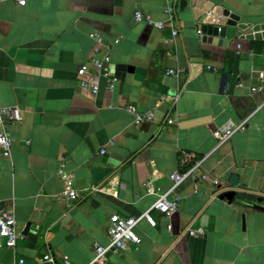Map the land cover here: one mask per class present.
Returning <instances> with one entry per match:
<instances>
[{
    "label": "crops",
    "instance_id": "obj_1",
    "mask_svg": "<svg viewBox=\"0 0 264 264\" xmlns=\"http://www.w3.org/2000/svg\"><path fill=\"white\" fill-rule=\"evenodd\" d=\"M211 1L264 24V0ZM180 2L173 20L165 8L175 0H0V107L23 114L6 126L11 155L0 149V205L19 233L13 249L0 236V264H40L47 250L58 264L65 255L90 263L115 216L149 210L157 189L172 186L170 173L190 168L185 151L203 164L176 188L179 209L150 210L157 224L140 221L141 242L109 253V264H264V30L247 38L227 26V45L208 43L191 0ZM138 9L165 27L137 22ZM107 50L119 81L94 95L81 86V66ZM165 94L180 95L171 113L172 100L157 105ZM128 104L153 110V120L137 123ZM228 125L241 128L220 144L214 131ZM61 166L80 192L70 206ZM233 175L234 198L216 195L213 179L231 190ZM189 225L206 232L181 236Z\"/></svg>",
    "mask_w": 264,
    "mask_h": 264
},
{
    "label": "built area",
    "instance_id": "obj_2",
    "mask_svg": "<svg viewBox=\"0 0 264 264\" xmlns=\"http://www.w3.org/2000/svg\"><path fill=\"white\" fill-rule=\"evenodd\" d=\"M18 5L26 6L30 1L34 0H15ZM189 1V0H187ZM178 0H175V3L168 5L165 8V12L170 16L171 19L175 20L176 9L175 5ZM135 20L137 22H146L150 25H153L159 29L165 27V22L161 20H155L151 15L143 13L141 10H136L134 14ZM177 30H173V34H177ZM198 32L202 34L199 29ZM95 37H99L98 33L92 34ZM115 43L120 42V38H116ZM240 48V45H239ZM99 48H96V52ZM81 72L84 74V78L81 80V86L90 90L92 94L96 95L102 87V83H105V87L109 90H113L118 81L119 77L112 69V56L110 50L104 52L101 56L93 57L91 62H85L81 66ZM178 71L174 68L168 70V73L175 74ZM242 83H240L241 85ZM263 87H254L252 91L261 90ZM179 94L175 96L162 95L160 103L170 99L172 100V106L170 107L169 112L174 108L175 103L179 99ZM127 109L135 115L137 123H144L153 120L155 114L153 110L148 111H139L137 110L134 104H128ZM168 114L166 120L169 123H173L176 118ZM23 118L22 110L18 106H8L0 107V149L4 156H10L12 151V139L10 133L7 130L6 126L8 123L20 122ZM241 125L234 126L228 125L226 127L217 128L214 131V136L219 140V143L222 144L227 141L233 133L240 129ZM106 149L103 148L101 153H105ZM190 162V168L185 172H180L179 170H174L170 173L169 178L172 181V186L168 190H163L162 188L157 189V199L152 204L151 208L144 213L138 216H115L111 225L108 228V237L109 243L104 245L99 242L95 243L94 248V257L92 261L88 264H109L108 254L109 253H119L122 250L129 249L132 245L139 244L141 242V237L135 231L136 226L142 220H146L152 226L157 224L156 219L151 214L150 210H158L163 213L166 217H171L175 213L181 204L182 197L176 192L178 185L189 175L196 178L198 172L201 169L203 164V159L198 158L196 153L193 151L184 152V162ZM58 174L63 182V191L62 199L71 205L78 200L80 192L79 189L75 186V175L72 171L66 169L64 166H61L58 169ZM202 178H207V173H200ZM213 183L217 186V193L227 192L229 189L220 185V181L217 178L213 179ZM96 190V188H94ZM171 228V225L168 226ZM206 232L204 227H193L189 225L186 227L181 236H202ZM0 236L5 240L7 247L13 249L16 247L19 233L16 225V218L13 211H10L0 205ZM14 264H26L24 258L20 259ZM40 264H58L55 260L53 254L47 250L44 252L40 259ZM63 264H77L73 262L68 255H65L63 258Z\"/></svg>",
    "mask_w": 264,
    "mask_h": 264
},
{
    "label": "water",
    "instance_id": "obj_3",
    "mask_svg": "<svg viewBox=\"0 0 264 264\" xmlns=\"http://www.w3.org/2000/svg\"><path fill=\"white\" fill-rule=\"evenodd\" d=\"M181 8L187 4V0H181ZM193 13L198 20L199 29L203 33V41L208 43L225 46L228 43L223 34V28L227 26L238 27L245 31L242 37L250 38L260 36L259 31L264 30V24L242 23L240 16L233 13L230 9L214 4L211 0H191ZM264 34V31H263ZM232 188L225 192L221 197L232 200L238 190L239 176L233 175L231 179Z\"/></svg>",
    "mask_w": 264,
    "mask_h": 264
}]
</instances>
